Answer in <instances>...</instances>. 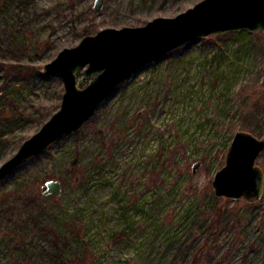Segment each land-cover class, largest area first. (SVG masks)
<instances>
[{
  "label": "rangeland",
  "instance_id": "rangeland-1",
  "mask_svg": "<svg viewBox=\"0 0 264 264\" xmlns=\"http://www.w3.org/2000/svg\"><path fill=\"white\" fill-rule=\"evenodd\" d=\"M94 1L0 0V166L59 109L62 81L41 69L61 50L202 0ZM239 131L264 138L263 30L147 64L1 180L0 264H264V188L253 203L212 188ZM256 165L264 174V151ZM51 180L61 196L42 195Z\"/></svg>",
  "mask_w": 264,
  "mask_h": 264
},
{
  "label": "water",
  "instance_id": "water-1",
  "mask_svg": "<svg viewBox=\"0 0 264 264\" xmlns=\"http://www.w3.org/2000/svg\"><path fill=\"white\" fill-rule=\"evenodd\" d=\"M103 6L104 0H95L93 10L100 12ZM260 30L264 31V0H202L175 17H158L141 27L106 28L83 37L72 48H64L41 69L44 75L61 79L64 92L60 107L1 164L0 181L63 136L80 130L121 84L147 64L196 39ZM80 70L89 79L84 88L77 84L76 73ZM263 151L264 138L237 132L225 165L213 179L215 195L248 203L259 201L264 174L256 159ZM199 167L200 163H195L192 173ZM41 191L45 197H59L62 185L60 181H47Z\"/></svg>",
  "mask_w": 264,
  "mask_h": 264
}]
</instances>
